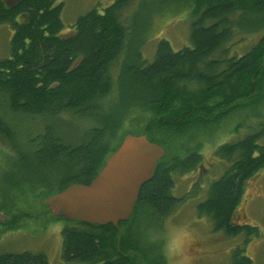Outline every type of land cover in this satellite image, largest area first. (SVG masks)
<instances>
[{
  "label": "trees",
  "instance_id": "16d2710c",
  "mask_svg": "<svg viewBox=\"0 0 264 264\" xmlns=\"http://www.w3.org/2000/svg\"><path fill=\"white\" fill-rule=\"evenodd\" d=\"M131 1L114 0L101 12L92 8L63 33L61 0H19L11 6L0 0V24L8 22L13 28L9 56L0 59V101L3 113L15 115L9 123L0 112V140L9 145V151L2 150L7 158L15 154L26 160L17 167L1 164L0 172L17 177L10 186L14 191L23 185L45 189L40 204L54 219L64 221L61 257L66 262L164 264L161 245L151 232L134 239L139 215H147L154 229L178 206L182 199L172 194L173 176L203 160L200 141L188 147L191 137L213 134L232 111L244 107L241 100L256 103L262 95L264 99V0H167L166 6H188L194 14L190 45L174 50L162 38L151 61L139 50L132 55L126 49L120 14ZM243 31L262 34L246 52L230 55L227 44ZM127 54L130 60H125ZM117 58L114 79L111 66ZM19 114L39 117L42 129L34 136L30 127L19 132ZM65 115L87 124L75 139L48 124ZM126 133L145 134L166 152L153 177L140 188L133 214L119 223L118 243V230L111 223L52 215L43 199L71 183H88ZM258 135L248 133L216 148L228 167L197 204L198 215L208 217L225 235L258 234L256 225H235L234 219L246 183L264 169V146L257 142ZM30 158L34 163L28 162ZM26 216L30 217L12 214L5 228L18 227ZM232 257L234 264L251 262L241 250ZM0 264L48 260L43 252H5Z\"/></svg>",
  "mask_w": 264,
  "mask_h": 264
},
{
  "label": "rangeland",
  "instance_id": "374dc122",
  "mask_svg": "<svg viewBox=\"0 0 264 264\" xmlns=\"http://www.w3.org/2000/svg\"><path fill=\"white\" fill-rule=\"evenodd\" d=\"M113 1L61 0L63 2L60 15L63 22L62 32L71 30L72 24L79 15L92 8L101 12ZM167 2L169 1L132 0L121 11V22L126 28L125 43L128 54L133 55L136 50H139L144 59L151 61L157 42L162 38L168 40L174 50L190 45L189 30L194 14L188 6L175 8L166 6ZM17 20H21V17ZM12 33L13 28L9 23L0 24V59L9 56ZM261 34L262 31L236 33L233 40L227 44L228 53L239 55L246 52L258 41ZM128 54L125 60L131 59ZM119 65L120 60L117 58L111 66L114 79ZM262 97L263 95L256 103H249L251 102L249 99L241 100L244 102V107L232 111L212 132L213 134L204 133L202 137H191L188 140V147L198 141L201 142L200 152L203 160L196 168L173 176L172 194L182 200L175 210L164 217L161 224L156 225L154 229L150 227L147 215H139L134 227L136 233L134 239L151 232L152 238L159 242L164 254L169 229L172 226H179L187 233L188 244L184 254L192 258L191 264H234L232 253L239 250V245L242 246L241 251L251 257L250 264H264V170L257 172L246 183L243 199L234 213L236 222H247L257 226L256 236H251L244 241L243 233L234 236L225 235L223 231L213 228V223L208 217L197 213V204L205 198L209 184L228 167V162L216 154V148L221 144L237 141L253 132L259 133L257 142L264 146V99L261 100ZM1 103L2 101H0V112L3 111ZM3 116L9 123L14 122V114L8 117L3 113ZM16 118L19 119L16 122L20 126L19 132L23 133L25 128L30 127L31 135L34 136L38 133V128L42 129V120L39 117L27 118L19 114ZM85 123L84 120L71 115L61 116L48 122L57 133L68 139L77 138L81 130L87 126ZM19 136H22L21 133ZM2 150L9 151L10 148L7 143L0 140V165L15 166L18 163L22 166L26 162V160L20 161L19 156L15 154L7 158ZM28 160L30 164L34 163L31 158ZM13 170L15 171L16 168ZM16 179L14 174L9 177L0 172V254L21 251L43 252L46 254L48 264H84L66 262L62 259L61 229L64 221L54 219L40 204L39 199L45 189H33L23 185L14 191L10 186ZM260 194L263 199L256 197ZM15 213H25L30 217L21 218L18 227L6 229L4 223ZM146 246L150 249V245ZM164 257V264H174V261L179 259L174 257L170 260L165 254Z\"/></svg>",
  "mask_w": 264,
  "mask_h": 264
},
{
  "label": "water",
  "instance_id": "95a60500",
  "mask_svg": "<svg viewBox=\"0 0 264 264\" xmlns=\"http://www.w3.org/2000/svg\"><path fill=\"white\" fill-rule=\"evenodd\" d=\"M3 1L11 6L19 0ZM165 152L163 145L145 134L126 133L88 183H71L43 202L52 215L67 221L113 224L118 230V243L119 223L133 214L140 188L153 177Z\"/></svg>",
  "mask_w": 264,
  "mask_h": 264
},
{
  "label": "clouds",
  "instance_id": "9594fccd",
  "mask_svg": "<svg viewBox=\"0 0 264 264\" xmlns=\"http://www.w3.org/2000/svg\"><path fill=\"white\" fill-rule=\"evenodd\" d=\"M187 244L188 239L185 230L179 226H172L166 237L164 254L170 260L174 257H179V259L174 261V264H191L192 258L184 254Z\"/></svg>",
  "mask_w": 264,
  "mask_h": 264
},
{
  "label": "flooded vegetation",
  "instance_id": "af4514ba",
  "mask_svg": "<svg viewBox=\"0 0 264 264\" xmlns=\"http://www.w3.org/2000/svg\"><path fill=\"white\" fill-rule=\"evenodd\" d=\"M4 23H8V22H4ZM9 24H10V23H9ZM66 32H67V31H65V32H63V33H66ZM263 170H264V169H262V170H260V171H263ZM261 196H262V195L260 194L259 196L257 195L256 197H259V198H260ZM261 198H262V197H261ZM242 199H243V197H242ZM262 199H263V198H262ZM238 205H239V204H238ZM237 207H238V206H237ZM237 207H236V208H237ZM241 224H250V223H247V222H246V223H245V222H242V223L235 222V225H241ZM251 225H252V224H251ZM239 234H242V233H238V234H236V235H239ZM243 234H244V233H243ZM233 236H234V235H233ZM243 239H244V241H245V240H248L249 238H246V236H245V234H244ZM238 247H239V250H241V247H242V246L239 245ZM234 252H235V251H234ZM232 255H233V253H232ZM243 255L246 256V257L251 261V257H250L248 254H246V252H243Z\"/></svg>",
  "mask_w": 264,
  "mask_h": 264
}]
</instances>
